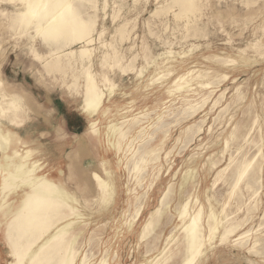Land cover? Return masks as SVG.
Instances as JSON below:
<instances>
[{
    "label": "rangeland",
    "instance_id": "1",
    "mask_svg": "<svg viewBox=\"0 0 264 264\" xmlns=\"http://www.w3.org/2000/svg\"><path fill=\"white\" fill-rule=\"evenodd\" d=\"M115 1L122 6L121 9L114 8V0H110L105 20L102 19L104 12L102 10L98 12L99 20H101L98 30L106 29L103 41L115 43L124 63L132 64L134 61L132 66L135 71L134 73L129 71L130 73L126 74L120 72L118 68L112 70L102 65L99 57L108 52V49L97 41L93 46L96 48L95 72L108 74L119 86L113 100L114 105L118 103L122 107L129 99L135 101L131 112L132 114L142 113L140 116L143 118L142 122L147 123L145 126L152 122V126L155 125L158 122V116L162 115L166 124L165 128L168 129V135H170L167 140L165 138L164 140L163 134H158L155 127L151 126V134H154L153 140L147 139L144 142L137 140L135 142L136 150L158 146L159 149H162L160 160L141 165L143 170L138 175L133 171V160L128 156L130 158L129 165L124 168L126 166L124 164L122 172L119 171L122 174L120 195L124 200L130 196L123 194L122 184L125 186L127 183L132 190L136 189L140 195L145 194L149 184L157 176L165 188L170 185L180 186L182 176L188 169H191L189 166L193 165L199 172L195 184L198 185L200 182L204 184L199 205L205 209L206 216L209 214L208 209L210 210L207 195L215 196L218 204L213 201L212 205L221 212L222 205L228 202V195L232 191L233 182H231L229 170L222 174L217 185L213 187L212 184L217 173L229 165L234 167L236 161L237 163L242 161L251 163L250 173L258 170V179L261 182L258 180L254 185L256 189L252 190L246 189L244 183L240 185V189L226 206L224 213L229 214L231 219L234 217L241 221L249 216L248 205L259 204L258 211L250 215L249 219L247 218L239 234L248 232L249 235H252L248 242H253L258 238L262 243H259L257 247L261 254L256 256L254 252L234 246L233 243L221 246L217 242L213 245V249L208 250V259L205 264H264V241L261 240L264 238V0H197L200 11L196 13L197 20L191 16L190 26L189 24L186 26L187 18L176 19L174 17V13L179 12L177 7L172 8L169 12L162 11L158 15H153L160 6L166 8L171 0H150L148 3L145 0ZM21 7L19 3L14 4L9 0H0V10L5 13L12 14ZM115 12H119L116 20L113 19ZM0 19L1 76L7 83L9 91L19 94L26 103L32 96L34 105L38 107V113H30V120L22 135L26 136V132L29 131L33 138H40L43 147H46L51 155L54 152L58 154L59 148L70 151L75 146L73 145L74 140L75 142L76 139L83 140L82 150L74 155L68 166L67 163L65 165V180L69 189L81 200L91 201L88 204L90 209L87 210V213L93 214L94 218H91L93 224L90 231L84 236V239L87 238L86 244L83 239L80 240L83 256L87 255L91 264L99 262L104 257H107L111 264H145V244L141 249L136 248L137 236L133 237L127 233L126 226L121 232L117 229L119 225L116 223L105 227L108 218L103 220V224L101 222L97 224L94 220L97 218L95 213L98 209L97 203L94 201L98 198L99 191L95 187L91 174L92 172L102 173L99 162L101 152L97 138L87 135L90 120L81 110L82 102L79 91H70L63 85L64 79L59 74H57V79H53L46 72L42 63L31 55L29 46H26V38L21 39L16 32L12 33V30L8 29V26L6 27L8 20L1 16ZM125 22H129V28L133 30L129 40L120 42L118 37L113 36L118 25ZM188 32L189 34H187ZM79 47L80 45H76L75 49ZM36 50L41 55L48 54L47 48L41 46L39 42L36 43ZM169 50L173 52V55L168 58L164 54ZM135 54L137 57L134 56ZM131 57H133V61ZM153 58L157 59L159 63L158 68L150 63L151 59L154 60ZM231 59L236 62L226 63ZM146 63H150L151 66ZM143 67L147 68V72L142 78H137V73ZM166 67L171 68L170 76L154 87L145 89L147 80L155 74V71L164 70ZM191 70L204 75L200 81H209L214 84L207 89L194 85L192 88L194 94L192 92L186 94L188 96L186 100L189 102H186L179 93L169 98L168 89L173 87L172 83L175 78ZM221 76L222 78L226 76L227 79L223 80ZM214 80H217L216 83ZM124 93L129 96L124 97ZM205 97L209 99L203 104L202 100ZM164 102H167L166 106L163 105ZM190 103L198 105L196 112L187 120H183L182 112L187 109ZM166 107L167 110H165ZM168 109L173 114L166 113ZM113 114H116V111ZM126 127L127 124L124 125V128ZM198 128H202L201 132L193 136L192 131ZM226 143L228 144L226 145ZM223 151L225 155H223ZM169 152V157L166 158ZM51 158H55L54 155ZM112 158L115 159V155H112ZM210 160L218 162V166L210 174L208 183L205 181L204 172L209 170ZM159 168H161L160 173L157 171ZM134 177L142 181L143 185L138 186ZM258 187L260 188L258 189ZM84 189H89V192L87 194L85 192L83 196ZM192 190V185H189L187 193L192 194L194 192ZM158 191L159 185L154 192ZM134 194L130 197L137 204ZM240 196L242 199H239ZM156 197L158 198V196ZM156 197L154 195L151 202ZM127 207L131 210L129 206ZM175 207L176 203H171V209L164 216L161 226L155 230V235L164 237V235L168 236L171 232L176 231L175 227L181 222ZM154 211L155 207L147 206L142 221H146ZM119 217L120 214H117L116 218ZM179 234L180 232L177 233V235ZM234 239L236 237L232 240ZM106 241L110 243L109 250L105 247ZM158 247L160 250L163 248L162 242L158 244ZM10 261L8 249L0 240V264H9ZM174 262H177V259Z\"/></svg>",
    "mask_w": 264,
    "mask_h": 264
},
{
    "label": "bare ground",
    "instance_id": "2",
    "mask_svg": "<svg viewBox=\"0 0 264 264\" xmlns=\"http://www.w3.org/2000/svg\"><path fill=\"white\" fill-rule=\"evenodd\" d=\"M9 1L14 4L19 3L22 7L12 12V14L0 10V16L8 20L7 24L5 23L6 27L8 26L12 33L16 32L21 39L26 38V46H29L28 49L32 53L29 54L42 63L46 72L53 79H57V74H59L64 79L62 81L63 85L70 91H79L82 102L81 110L90 120L87 135L97 138L101 152L99 162L102 173L92 172L91 174L95 187L99 191V196L94 201L97 203L98 208L95 213L97 216L94 219L95 222L103 224V220L108 218L105 227L116 223V225H119L117 229L121 232L126 226L127 233L133 237L137 236L136 248L141 249L142 245L145 244V264H205L208 259V250L213 249V245L217 242L221 246L233 243L234 246H240L248 249L249 252H254L256 256L261 254L257 248L260 243L258 238L253 242H248L252 235H249L248 232L239 234L247 218L258 211L259 204L248 205L249 216L241 221L233 216L231 219L229 214L224 213L226 206L236 196L240 185L244 183V187L248 190L255 188L254 185L258 182L259 175L258 170L254 171L256 169L250 173L251 163L246 161H238L239 163H237L236 161L234 167L229 165L219 171L217 175L215 174L213 187L217 185L222 174L229 170L230 179L233 182L232 191L228 195V202L222 205L221 212L217 211L215 206L212 205L213 201L218 204L215 196L210 197L207 195L210 210L208 209L209 214L206 216L205 209L199 205L204 184L202 182L198 185L195 184L199 172L197 167H193V165L189 166L191 169H188L185 173L183 172L180 186L170 185L165 188V185L158 180L157 176L149 184L145 194L140 195L135 188V190H132L128 183L125 185L126 187L122 184L124 187L123 194L131 196L135 193L133 196L137 204H135V200H131L130 196L127 200H124L120 195L122 174L119 171L122 172L124 164L126 165L124 168L129 165L128 160L130 158L128 156L133 160L134 170H132L139 175L143 170L141 165L160 160L162 149L155 146L136 150L135 142L137 140L144 142L147 139L154 138V134H151L150 130L153 122L145 126L147 123L142 122L143 118L140 116L142 113L132 114L131 111L135 103L132 99L127 100V103L122 107L118 103L114 105L113 100L119 86L108 74L95 72L96 48L93 46L97 41L108 49V52L99 57L102 65L112 70L118 68L120 72L126 74L129 71L133 73L135 71L132 64L134 62L133 57H137V54L131 57L132 64L124 63V59L119 54L118 48L115 47V43L103 41L106 29L98 30L101 21L98 12L101 10L104 12L102 19L105 20L110 7V0ZM145 1L148 3L150 0ZM169 3L166 8L163 6L157 8L153 15H158L162 11L169 12L172 8L177 7L179 12L176 11L174 17L176 19L187 18L186 26L191 23V16H194V20H197L196 13L200 11L197 0H171ZM113 6L120 9L122 7L115 0ZM92 12L93 14H91ZM118 13L115 12L114 20L118 18ZM132 30L129 28V22L119 24L113 37H118L120 42H124L130 39ZM159 41L157 42L161 43ZM37 42L47 48L48 54L41 55L37 52ZM254 44L256 45V43ZM76 45H80V47L75 49ZM172 55L173 52L170 50L164 54L168 58ZM235 62L236 60L231 59L226 63ZM150 63L156 68L159 67L157 59H151ZM150 63L146 64L151 66ZM145 72H147V68L140 69L137 78H142ZM170 73L171 68L167 67L164 70H156L155 74L147 80L145 89L148 90V88L154 87L163 79L168 78ZM203 77L202 73H196L194 70L176 77L174 83H172L174 84L173 87L168 89V97H174L179 93L186 100L188 97L186 94L193 93L194 89L192 88L194 85L207 89L214 84L209 81H200ZM224 78L227 79L226 76H223L222 79L225 80ZM123 96H129V94L124 93ZM218 96L220 97V95ZM208 99V97H205L202 103L205 104ZM186 102L189 101L186 100ZM163 105L166 106L167 102H164ZM34 106L32 96L29 97L28 103H26L19 94L9 91L7 83L0 73V240L8 249V256L11 259L9 264H91L89 257L87 255L83 256V251L80 248L82 247L80 240L83 239L86 244L87 238L84 239V236L90 231L93 224V219H91L94 218L92 217L93 214L87 213V210L90 209L88 204L91 201L81 200L77 194L69 189L65 180V165L67 163L68 166L74 155L82 150L84 147L83 140L76 139V142L74 140L73 145L75 146L70 151L59 148L58 154L54 152L51 155L46 147H43L40 138H33L29 131L26 132V136H23L22 132L30 120V113H38V107L35 106L34 108ZM197 106L190 103L187 107L188 110L185 109L182 112L183 120H187L192 116L196 112ZM165 110H167V107ZM114 111H116V114H113ZM166 113H171V110L168 109ZM222 114L224 115V113ZM157 119L158 122L152 127H155L158 134L162 133L163 139L167 140L170 135H168V129L165 128L166 124L162 115H159ZM125 124H127L126 128H124ZM188 130L187 132H189ZM201 130L202 128L191 130L192 135L200 133ZM255 150L257 151V149ZM169 154L170 152L166 155V158L169 157ZM53 155L55 158L52 159ZM112 155H115V159L112 158ZM223 155H225L224 151ZM209 165V170L204 172L206 182H208L212 171L217 169L218 162L210 160ZM157 171L160 173L161 168ZM134 178V180H137L138 186L143 185L137 177ZM158 185L159 191L156 193L154 191ZM189 185H192L194 190L192 194L187 193ZM85 192L87 194L89 189H84L83 196ZM154 195L158 198L156 197L151 202ZM239 199H242L241 196ZM171 203H176L175 211L181 224L177 225L175 227L176 231L171 232L168 236L155 235V230L161 226L164 216L171 209ZM147 206L155 207V211L150 214L146 221H142ZM116 213L120 214L119 218H116ZM179 232L180 234L177 235ZM235 237L236 239L232 240ZM263 239H261L262 242ZM161 242L163 248L160 250L158 244ZM251 243H253V246H251ZM109 244V241H106L105 247L108 250L110 249ZM176 259L177 262H174ZM95 264H111V261L104 257Z\"/></svg>",
    "mask_w": 264,
    "mask_h": 264
}]
</instances>
